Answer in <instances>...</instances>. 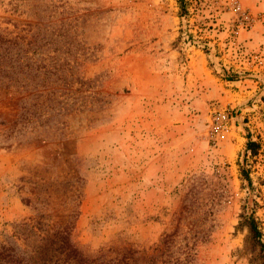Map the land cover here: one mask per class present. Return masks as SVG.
I'll return each instance as SVG.
<instances>
[{"label":"rangeland","instance_id":"rangeland-1","mask_svg":"<svg viewBox=\"0 0 264 264\" xmlns=\"http://www.w3.org/2000/svg\"><path fill=\"white\" fill-rule=\"evenodd\" d=\"M185 1L180 17L177 0H0L1 27L63 23L91 54L83 86L0 88V246L32 222L20 243L40 251L73 222L107 257L173 235L171 263L259 264L240 223L264 237V0ZM52 89L74 105L46 136L20 107Z\"/></svg>","mask_w":264,"mask_h":264},{"label":"trees","instance_id":"trees-1","mask_svg":"<svg viewBox=\"0 0 264 264\" xmlns=\"http://www.w3.org/2000/svg\"><path fill=\"white\" fill-rule=\"evenodd\" d=\"M177 2L180 17L188 16L186 1ZM21 32L15 33L0 26V88L26 93L40 88L46 89L51 85L65 88L74 84H86L87 80L82 76L81 68L84 60L89 59L91 54L76 40L68 27L63 23L58 27L50 25L41 28L27 24ZM78 56H82L83 62H77ZM69 94L52 89L30 95L21 103L20 120L42 119L39 126L47 125L43 132L49 136L54 131L55 123L59 121L60 112L74 105L69 102ZM246 149L251 156H255L258 145L248 141ZM243 171L241 174L248 179ZM241 218V226L248 229L251 239L260 248L259 264H264V237L257 219L253 214L243 215ZM34 225L32 222L16 225L8 241L0 246V264H46L52 261L56 253L61 257L57 256L54 264H186V259L176 260L174 263L167 259L171 255H166L164 247L173 241V235L165 236L153 249L151 256L145 255L144 251L140 253L132 249H122L113 257H107L106 253L109 251L91 253L72 241L73 222L57 227L51 236H46L45 242L40 238V251L26 243L21 244L20 241H26L24 232L34 230ZM51 245H57L54 252Z\"/></svg>","mask_w":264,"mask_h":264}]
</instances>
